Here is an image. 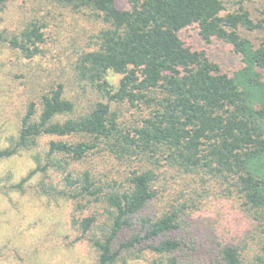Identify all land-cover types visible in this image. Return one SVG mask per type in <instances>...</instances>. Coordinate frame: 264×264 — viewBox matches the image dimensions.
Returning <instances> with one entry per match:
<instances>
[{
	"label": "trees",
	"instance_id": "16d2710c",
	"mask_svg": "<svg viewBox=\"0 0 264 264\" xmlns=\"http://www.w3.org/2000/svg\"><path fill=\"white\" fill-rule=\"evenodd\" d=\"M16 1L0 0V10ZM117 1L21 0L0 29V48L30 64L59 15L85 14L93 47L73 71L100 93L79 110L57 77L28 97L0 159L30 151L36 166L10 189L70 202V228L95 264H264V42L242 31L264 18L252 19L249 0ZM193 24L206 42L232 44L243 66L230 75L187 45L180 32ZM125 104L148 112L122 125ZM214 187L251 217L243 239L214 231L201 240L197 211Z\"/></svg>",
	"mask_w": 264,
	"mask_h": 264
},
{
	"label": "rangeland",
	"instance_id": "374dc122",
	"mask_svg": "<svg viewBox=\"0 0 264 264\" xmlns=\"http://www.w3.org/2000/svg\"><path fill=\"white\" fill-rule=\"evenodd\" d=\"M20 1L0 10V29L12 25ZM117 5L121 9L130 8L129 0H118ZM246 7L255 22L264 18V0H249ZM93 29L85 14L65 12L58 16L57 26L52 25L47 52L35 62L24 63L11 51L0 48V148L10 146V138L18 135L28 97L36 95L54 78L58 77V82L64 83L66 96L75 101L79 110H86L100 99V93L90 85L78 82L73 71L81 51L93 47V44L89 45ZM242 31L255 43L264 42V26L254 30L243 28ZM180 36L193 49L205 50L230 75L243 66L242 58L232 44L215 38L206 42L198 24L183 29ZM262 72L264 74V69ZM109 78L116 85L121 76L110 73ZM147 112L143 106L125 104L121 106L119 121L122 125H132ZM66 139L77 141L81 138L75 135ZM46 140L48 138H43V143ZM35 166L30 151L0 159V264H95L92 248L78 239L79 232L70 228V202L62 199L48 205L46 199L32 192L22 194L10 189L11 184L26 177ZM213 190L204 194L199 203L200 211H197L199 226L195 225V229L201 240L207 241L208 234L214 231L224 237L243 239L254 228L251 217L240 206L239 200H217V189L214 187ZM220 207L224 210L222 215L217 211Z\"/></svg>",
	"mask_w": 264,
	"mask_h": 264
}]
</instances>
